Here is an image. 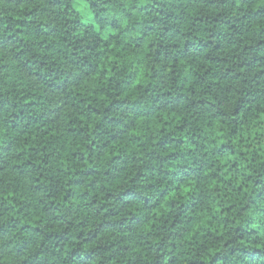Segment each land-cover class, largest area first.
I'll return each instance as SVG.
<instances>
[{
    "label": "trees",
    "instance_id": "obj_1",
    "mask_svg": "<svg viewBox=\"0 0 264 264\" xmlns=\"http://www.w3.org/2000/svg\"><path fill=\"white\" fill-rule=\"evenodd\" d=\"M73 3L86 7L90 23ZM248 4L241 15L234 13L236 0H131L133 11L122 16L118 0H0V81L8 70H19L42 89L34 88L23 102L0 92V122L16 134L7 142L0 138V241H6L0 253L12 245L19 264H264V235L249 226L254 221L227 227V214L236 208L229 190L239 193L251 182L252 196L240 212L264 201V0ZM137 11L136 47L155 37L157 56L180 60L173 63V87L195 95L202 86L213 92L215 104L173 91L165 95L175 110L154 115L131 99L145 79L142 61L114 43L101 45L96 29H118ZM64 62L82 75L70 82ZM126 90L129 95L121 96ZM58 97L64 99L59 107ZM188 113L227 121L226 135L214 125L193 133L198 139L206 130L226 142L212 150L220 157L215 163L198 157L193 166L169 173L160 153L183 157L174 148L184 143L178 134L189 125ZM126 116H140L135 127ZM45 124L50 127L41 132ZM166 125L175 132L160 135L158 151L142 160L145 137L151 143ZM14 151L18 162L10 168L6 154ZM155 174L190 178L203 187L194 194L192 184L181 183L179 192L170 193L147 183ZM98 180L117 184L105 193L106 202L93 196L80 223L61 214L62 201H88L84 186L90 181L87 188L94 190ZM191 242L199 243L196 251Z\"/></svg>",
    "mask_w": 264,
    "mask_h": 264
},
{
    "label": "clouds",
    "instance_id": "obj_2",
    "mask_svg": "<svg viewBox=\"0 0 264 264\" xmlns=\"http://www.w3.org/2000/svg\"><path fill=\"white\" fill-rule=\"evenodd\" d=\"M118 4L121 8L120 15H124L126 13H131L133 11V8L130 6L131 0H118ZM254 4V0H253ZM264 6V5H261ZM72 8H78L77 4L73 3ZM72 8L69 9V13H71ZM241 9L247 11L250 10V6L248 4V0H236V5L234 8V13L243 14ZM142 16V13L136 12L135 16L128 17L124 20L123 24L118 29H112L110 27H104V28H97V33L101 38V45L105 41H108L109 43H114L115 45H118L120 49H123L125 53L128 52H134L139 60L142 61V65L145 68V79H142L140 81V88L137 92L133 93L131 95V99L133 101H139L142 108L147 110L148 108L153 109V114L158 115L160 111H173L175 109L172 108V97L166 96V93L175 91L178 95L183 94L188 96L190 99H196V100H207L210 102V104L216 103V98L213 95L212 91H203V87L201 86L200 91L197 92L195 95L192 91H189L188 88H181L179 85H177L175 88L173 87L171 81L173 76L175 75V72L173 71V63L178 64V61H169L166 59H162L161 56H157L158 51V45L156 42L155 37H147L142 42L139 48L136 47V39L141 36V32L138 30V28L133 27V20H137ZM109 36L112 37L111 40H109ZM152 42L151 47H149V42ZM127 46V47H126ZM62 68H64L65 76L69 79L70 82L75 81V78L77 76H81V70L78 67H73L72 64H68L67 62H64L62 65ZM136 69H131V73H134ZM150 72V75H149ZM3 75V74H0ZM126 76H131L127 73H125ZM186 83V82H185ZM135 84V80L132 81V87ZM73 85H79V84H73ZM193 87L195 85L192 84ZM42 90L40 88V82H38L33 77L27 76L25 72H21L19 70H16L15 72L8 70L7 74L4 75V78L2 81H0V92L9 93L11 98H13L17 102H23L21 100L22 97L28 96L29 93H32L33 89ZM178 89V91H177ZM71 91L72 95H75V91L72 89V87L69 89ZM203 93L202 95L200 93ZM125 93H127L125 95ZM44 95H47V93H44ZM129 95L128 91H124L121 93V96L127 97ZM159 97V98H157ZM59 104L56 106L59 107L61 104H64V99L58 97ZM221 108L224 106L221 105ZM46 111V109H42L41 112ZM191 115V120H189V125L187 128H184L183 134H178L184 141V143L179 148H174V151H180L183 153L182 158H177L175 160L167 159V157L170 155L169 150L167 152H162L160 155L164 157L163 167L169 172H178L180 167L193 166V160L198 157H203L204 159H211L213 163L215 161L219 160L220 157L212 156V150L221 142H226L221 139H218L216 136L210 135L208 131H200L197 133L198 139L193 136L194 132H197L198 129L202 128H211L213 125L215 127H223L225 131V135L228 131V123L225 121L223 125L220 123L219 120H211L209 119V116L198 118L197 116L193 115L192 113H188ZM37 115L39 116L40 113L38 112ZM55 113L51 114L50 118H54ZM140 116H126V122L131 121V127L136 126V120L139 119ZM37 127H39V123L37 124ZM50 125L45 124L43 128L40 129L41 132H45L48 130ZM165 132L160 134H153L152 136V142H147V137H145V147L141 149L142 154V160L147 159L145 153L151 152V151H158V149L155 147L157 144L156 141H159V136L167 134V131L171 129L173 132H175V129L172 127V125H166L165 126ZM0 134H3L2 140L4 142H7L9 137L15 136V133H11L8 131L7 128H4L2 122H0ZM50 135V133H49ZM195 139V143H192L189 138ZM215 141V143H213ZM46 142V141H45ZM203 145V147H201ZM41 146L43 144L41 143ZM207 153V155H205ZM2 154V153H0ZM16 155V152H12L10 155L6 154V158L9 160V167L13 164H16L18 161L13 159V157ZM261 156L264 157V153H261ZM155 163V161H153ZM84 164V162H83ZM158 167L160 165H157ZM239 167L242 170L247 171L246 166L244 163H240ZM215 171V167L213 168H206L204 170V174L208 175L211 172ZM13 175H15L13 173ZM135 173H133V176ZM128 179H131L129 177ZM172 180V184H169V181ZM236 181V180H235ZM127 183V181H124ZM87 183H90V181L86 182V185L84 188L89 191V200L88 201H68L67 205L65 206V202L62 201L64 207L61 209V214L67 215L69 219L75 221L76 223H80L82 220L85 219L86 216L89 215L88 209L84 208L83 205L86 203H89L91 201V198L94 196L98 201L106 202L103 200L104 195L106 192L114 189L117 187V184H111L106 185L104 184V181L98 180L97 181V187L93 190L90 188H87ZM120 183V181H119ZM147 183L154 184L158 186L161 190L165 188H171V192H179L180 190L177 188L178 184L181 183H190L193 186L194 194H198L201 190V187H203V184H201L200 187H197V182L193 179H185L183 182H180L179 180H173L171 175L164 176L162 174H155L152 176L150 180L147 181ZM104 186V191H101V186ZM234 186H241L239 182H234ZM229 203H235L236 208L232 210L231 213L227 214V217L229 219L228 228H235L238 225L243 224L246 222L248 218H251L254 223L249 225L250 227L257 228L262 235H264V201H258L256 205H251L249 208L245 209L243 212H240L239 209L243 208L244 204L248 203V197L252 196V184L251 182H248L247 187L241 186V191L239 193L232 192L229 190ZM172 197H169V200H171ZM61 202V201H58ZM183 202V201H181ZM96 205H93V208H95ZM179 207V205H177ZM9 215H12V213H9ZM161 224L163 221L160 222ZM170 223V221H169ZM159 226V225H157ZM221 230V232L226 231L227 229L223 225L218 226ZM197 241L200 243H203V240L201 237L198 236ZM6 241H0V249L4 248ZM193 243V242H191ZM199 248V243H193V248L195 251ZM12 245H8L7 251L4 253H0V264H19V259L15 258V254L11 251ZM195 251L192 250L193 255L195 254ZM205 259H207V255L205 254L203 256Z\"/></svg>",
    "mask_w": 264,
    "mask_h": 264
},
{
    "label": "rangeland",
    "instance_id": "obj_3",
    "mask_svg": "<svg viewBox=\"0 0 264 264\" xmlns=\"http://www.w3.org/2000/svg\"><path fill=\"white\" fill-rule=\"evenodd\" d=\"M77 6H78V8H76V9L81 14L83 22L90 23L92 17L88 13L86 7L82 3H78Z\"/></svg>",
    "mask_w": 264,
    "mask_h": 264
}]
</instances>
